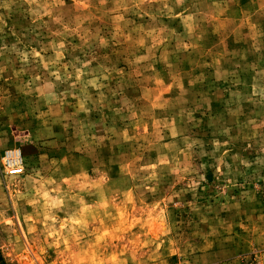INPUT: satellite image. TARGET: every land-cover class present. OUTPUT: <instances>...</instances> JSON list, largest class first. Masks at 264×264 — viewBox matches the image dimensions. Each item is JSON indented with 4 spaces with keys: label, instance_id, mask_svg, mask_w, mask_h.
<instances>
[{
    "label": "rangeland",
    "instance_id": "obj_1",
    "mask_svg": "<svg viewBox=\"0 0 264 264\" xmlns=\"http://www.w3.org/2000/svg\"><path fill=\"white\" fill-rule=\"evenodd\" d=\"M0 264H264V0H0Z\"/></svg>",
    "mask_w": 264,
    "mask_h": 264
},
{
    "label": "built area",
    "instance_id": "obj_2",
    "mask_svg": "<svg viewBox=\"0 0 264 264\" xmlns=\"http://www.w3.org/2000/svg\"><path fill=\"white\" fill-rule=\"evenodd\" d=\"M15 165H17V164H15Z\"/></svg>",
    "mask_w": 264,
    "mask_h": 264
}]
</instances>
